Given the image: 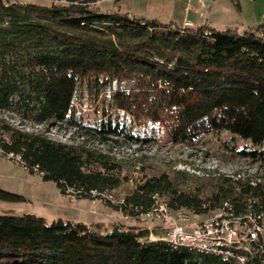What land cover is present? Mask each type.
<instances>
[{
	"label": "trees",
	"instance_id": "16d2710c",
	"mask_svg": "<svg viewBox=\"0 0 264 264\" xmlns=\"http://www.w3.org/2000/svg\"><path fill=\"white\" fill-rule=\"evenodd\" d=\"M98 1L0 0V154L19 158L63 194L104 199L131 215L160 201L170 211L208 217L227 203L230 218L264 215V180L240 173L197 177L188 187L181 183L191 179L184 171L145 172L113 204L104 196L130 181L120 161L85 142L55 139L47 129H26L64 126L136 144L152 138L135 134L132 120L167 132L175 143L228 132L253 145L239 151L242 158L264 163V23L244 31L183 27L120 10L102 13ZM90 112L96 123L86 119ZM118 113L127 119H113ZM0 199L24 198L0 189ZM150 234L125 225L101 231L83 222L0 214V264L237 263ZM251 245L250 252L238 251L246 264H264V253Z\"/></svg>",
	"mask_w": 264,
	"mask_h": 264
},
{
	"label": "rangeland",
	"instance_id": "374dc122",
	"mask_svg": "<svg viewBox=\"0 0 264 264\" xmlns=\"http://www.w3.org/2000/svg\"><path fill=\"white\" fill-rule=\"evenodd\" d=\"M19 1L45 3L44 0ZM226 2L230 4L234 11L236 10L234 13L240 31L264 23L263 1L258 5V9L254 7L252 2L249 3L245 0H242L241 8L236 0H227ZM163 5L166 6L165 4L153 5L149 0H100L96 4L102 13L119 10L130 13L129 10L139 9L147 11L148 15H151L149 19L156 18L161 23L170 24L172 23V10L168 6L164 8ZM255 10L258 11L255 12ZM176 15L180 19L183 14L176 11ZM215 27L219 30L225 29L219 25ZM116 116L114 115L112 118L120 122L127 119L121 113ZM95 117L96 115L93 112L86 115V119L92 124L96 123ZM7 118L9 119V116ZM129 118L128 116V120L131 121ZM13 122L17 125L19 123L16 120H13ZM132 125L135 134L141 137L150 136L152 140L147 144L131 143L121 137H110L112 139L103 141L98 137H94L91 133L87 137L86 134H77L75 129L64 126L58 128L55 125H26L25 127L27 130L37 132L47 129L51 137L64 142H85L87 145L96 147L120 161L124 175L128 176L130 181L112 192V194L104 196L111 200L113 204L123 201L125 195L133 189L135 178L145 172L150 174L168 172L175 175L178 170L184 171L189 174L191 179H180L182 185L188 187L194 186V182H197L198 178H208L219 174L236 175L240 173L242 176H254L264 180V163L252 162L239 155L242 148L245 146L253 147V145L228 132L209 133L193 144H186L173 142L167 132H150L137 124L136 121L132 120ZM116 138L117 142L115 141ZM0 189L21 195L24 198L17 201L0 199V214H34L44 217L48 222L58 219L83 222L101 231L111 229L114 225H125L149 230L151 239L164 237L174 224L192 230L208 218L203 214H194L187 211L173 212L166 209L149 216L145 214L131 215L109 206L104 199L96 197L79 199L66 195L61 193L55 182L43 180L40 175L30 173L18 161L2 154H0ZM163 203V201L159 202L160 205ZM180 212L187 215L182 218L179 215ZM238 250L244 253L253 250L252 245L245 236L242 237Z\"/></svg>",
	"mask_w": 264,
	"mask_h": 264
},
{
	"label": "built area",
	"instance_id": "2783aa9c",
	"mask_svg": "<svg viewBox=\"0 0 264 264\" xmlns=\"http://www.w3.org/2000/svg\"><path fill=\"white\" fill-rule=\"evenodd\" d=\"M190 26L191 23L187 21L183 27ZM13 160L19 162L20 159ZM163 209L169 210L167 205L162 204L157 210H150L144 214L148 216L158 214ZM230 209L231 204L227 203V207L203 220L192 230L174 224L163 238L175 241L176 247H194L197 251L198 248H205L206 253L235 258L238 264L247 263V255L238 252L239 245L245 236L250 244L255 243L258 250L264 253V215L251 213L246 217L245 223L230 222L226 221V213ZM179 215L183 218L187 214L180 212Z\"/></svg>",
	"mask_w": 264,
	"mask_h": 264
},
{
	"label": "crops",
	"instance_id": "0c3cea01",
	"mask_svg": "<svg viewBox=\"0 0 264 264\" xmlns=\"http://www.w3.org/2000/svg\"><path fill=\"white\" fill-rule=\"evenodd\" d=\"M153 5L160 6L165 4L172 10V23L179 26H184L185 22H190V27H198L201 25H211L227 27H236L239 29L236 14L234 9L228 4L227 0H149ZM235 1V0H234ZM249 3L252 2L256 9L259 8V4L264 0H245ZM238 6L241 8L242 0H236ZM164 6V5H163ZM164 6V8L166 7ZM176 11L181 12L183 15L179 19L176 15ZM258 10H255V12ZM129 12L137 17L149 19L151 15H148L144 10H129ZM155 18V17H151ZM156 19V18H155ZM243 24V23H242ZM216 28V27H215ZM217 29V28H216Z\"/></svg>",
	"mask_w": 264,
	"mask_h": 264
},
{
	"label": "bare ground",
	"instance_id": "6f19581e",
	"mask_svg": "<svg viewBox=\"0 0 264 264\" xmlns=\"http://www.w3.org/2000/svg\"><path fill=\"white\" fill-rule=\"evenodd\" d=\"M164 205H166L165 203H163ZM160 205H157L155 208H153V210H157L159 208ZM227 207V206H226ZM226 221H230V222H241V223H245V221L241 218H230L228 217V214H226ZM171 242L174 246H176V242L175 241H169ZM191 248H194V247H191ZM198 250H201V251H206L205 248H198Z\"/></svg>",
	"mask_w": 264,
	"mask_h": 264
}]
</instances>
